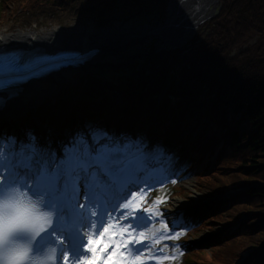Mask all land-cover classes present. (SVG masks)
<instances>
[{"label": "trees", "instance_id": "obj_1", "mask_svg": "<svg viewBox=\"0 0 264 264\" xmlns=\"http://www.w3.org/2000/svg\"><path fill=\"white\" fill-rule=\"evenodd\" d=\"M135 1L0 0V27L14 17L12 31L33 22L35 28L57 23L66 29L64 19L83 17L103 27L105 16L131 13ZM168 2L153 0V7L165 13ZM221 5L207 24L204 46L152 52L116 81L93 73L78 78L38 113L67 110L72 121L80 115L97 128L108 123L118 129L125 122L142 138L155 133L175 154L188 151L186 164L192 163L203 197L234 193L202 223L208 231L228 228L211 246L209 264H264V43L242 49L252 35L264 37V0ZM113 87L125 92L120 102Z\"/></svg>", "mask_w": 264, "mask_h": 264}, {"label": "snow or ice", "instance_id": "obj_2", "mask_svg": "<svg viewBox=\"0 0 264 264\" xmlns=\"http://www.w3.org/2000/svg\"><path fill=\"white\" fill-rule=\"evenodd\" d=\"M85 58L75 52L22 53L0 45V115L5 114L6 90L14 96L18 85L62 67L82 63ZM164 157V150L158 144H149L142 137L117 136L89 127L54 142L30 130L23 136L6 135L0 122V190L20 184L42 199L44 207L54 214L52 226L41 231L46 221L34 216L21 218L17 225H30L39 233L31 241L37 251L46 243L56 242L60 264L70 261L71 264H84V261L90 264H147L149 260L160 264L175 259L168 255H150L141 260L145 248L149 247L142 244L147 239L145 231L153 232L148 228L149 220L161 213L149 207L137 215L135 210L140 205L132 203L144 192L148 175L154 171L153 165ZM163 202L162 199L156 201L157 204ZM144 213H149V217ZM129 218L131 222L123 226L113 224V219L128 221ZM161 224L168 228L164 221ZM17 225H10L9 230L22 236L23 233L16 231ZM180 235L175 232L161 236L155 243L177 240ZM54 236L58 241L53 240Z\"/></svg>", "mask_w": 264, "mask_h": 264}, {"label": "rangeland", "instance_id": "obj_3", "mask_svg": "<svg viewBox=\"0 0 264 264\" xmlns=\"http://www.w3.org/2000/svg\"><path fill=\"white\" fill-rule=\"evenodd\" d=\"M136 6L133 9L131 13H126L124 10H114L112 13H109V15L105 16L108 17V23L103 26L99 27L95 24L94 19H90L87 17L83 18H75L73 20L64 19L65 24H68V27L66 30L63 27H60L59 24L55 23L48 28H35L37 22H33L32 28L20 30V29H14L12 31V28L18 26L16 23L14 24V18L9 19L8 23L4 24L3 27H0V37L1 36H15L17 34H28V33H35L39 36H46L49 33L57 32L64 35L69 34H75V32H83V31H99L100 29H114L122 26H143L145 24L149 25H161L164 23L166 15L164 12H162L160 9L157 8V6L153 7V0H138L135 1ZM222 0H218V7H217V15L206 22H204L200 27L201 29L198 30L197 34L192 38L188 44L185 45V47H190L192 45L196 46H204L206 42V35L208 33L207 24L214 18H216L222 9ZM42 21V17L40 16ZM50 21V20H49ZM42 22H45L42 21ZM144 43H139L138 45H133L130 47H127V49L123 50L119 55L116 53L117 57H114L113 54H106L105 57L107 60L98 61V63L88 66L86 68V72L91 71L93 74H100L107 78V80L110 81H116V79L119 78H126L129 75V69L137 64H141L145 58H147L152 52H160L164 50H157L155 49L158 47V41L154 39L153 37H150L148 39H145L144 41H141ZM262 43H264V37L261 35H252L251 38L247 41V43L243 46L244 49H257ZM183 47V48H185ZM182 48V49H183ZM242 48V49H243ZM176 49V48H172ZM241 50V49H240ZM238 49L235 50L234 53H237L240 51ZM256 50H254L255 52ZM233 53V54H234ZM254 55V53H252ZM134 60V63L132 66H129L125 70L120 71H114L112 69H108L103 67L104 63L110 64V65H122L126 64L128 62H131ZM129 72V73H128ZM78 71L70 70L67 72H63L61 77L57 79H53L54 82H56L54 85L48 87L45 89L44 95L38 97L36 100L30 101L26 103L24 107L23 112L34 106L35 104H43L44 101L49 100L53 94H57L61 88L68 84L73 83L76 84V80L78 79V76L81 74ZM81 77V76H80ZM62 114L54 115V122L53 121H45V125L43 128V133L46 136H50L51 134L59 135L62 134V127L65 130L66 127L64 124L65 116L67 115L66 112H61ZM61 130V132H60ZM50 138V137H48ZM154 137H151L147 142L149 144H153ZM172 151L173 149L167 150V153L165 156H167V159H165V162H163L162 167L154 168V171L150 172L148 176L152 174H157L158 176H161L164 179H167L165 184L163 186L158 185L153 188H150V190L143 194H138L136 198L132 200L133 204H139L140 207L138 210L143 211L145 208L152 207L154 211L160 212L161 215L158 216L157 223L150 227L149 229H152L155 233V228L163 227L161 224V221H164L165 223L171 225V228L173 226V229H171L170 234L168 235H174L175 232H180L182 228H184L187 223L181 222L182 215L186 216V214L183 213H191L193 211L197 210L205 204L204 197L198 192L199 185L197 183L196 177L198 176L195 173H190V168L185 166L182 167L181 161L179 162L176 160L169 158L167 155L169 151ZM175 157V156H174ZM172 181H176L175 183H172ZM153 185V184H151ZM169 186V187H168ZM163 187H167L165 196H169L170 199L167 200V206L164 208H161L160 204H157L156 196H159V192L163 189ZM180 188V189H178ZM160 190V191H159ZM168 195H167V194ZM142 196V198H140ZM164 196V198H165ZM174 201H180L182 203L187 204L184 208L176 209L173 207ZM264 209V207H263ZM123 211H129V209H123ZM192 214V213H191ZM200 220V219H199ZM198 221V220H197ZM195 221V222H197ZM180 222V223H179ZM194 222V223H195ZM171 223V224H170ZM178 223V224H177ZM198 223V222H197ZM194 225L193 227L189 228V231L187 233L181 232V235L179 237L180 242L183 245H187L186 252L184 251L181 255L175 256L174 260H171L170 264H193L194 261H197V264H209V254H210V246L213 245V239L215 236L220 234L225 228L224 226H217L214 230L208 231L207 228L202 227L201 228V222ZM198 225V226H197ZM175 228V229H174ZM170 229V227H169ZM153 232L145 231V236L147 237L146 240H149L153 237ZM144 240V241H146ZM206 251V252H205ZM154 250L153 248L147 247L144 250V255L141 258H146L148 256H153ZM195 263V262H194ZM196 264V263H195Z\"/></svg>", "mask_w": 264, "mask_h": 264}, {"label": "clouds", "instance_id": "obj_4", "mask_svg": "<svg viewBox=\"0 0 264 264\" xmlns=\"http://www.w3.org/2000/svg\"><path fill=\"white\" fill-rule=\"evenodd\" d=\"M53 215L44 207L42 199L33 196L20 184L0 190V264H60L61 255L56 242L46 243L37 251L31 241L39 233L30 225H17L21 218L34 216L46 221L41 225L43 231L52 226ZM10 225H17L16 231L23 235L11 232ZM58 239L53 237L54 241ZM84 264L90 262L84 261Z\"/></svg>", "mask_w": 264, "mask_h": 264}, {"label": "bare ground", "instance_id": "obj_5", "mask_svg": "<svg viewBox=\"0 0 264 264\" xmlns=\"http://www.w3.org/2000/svg\"><path fill=\"white\" fill-rule=\"evenodd\" d=\"M149 24H145L143 26H120L114 29H100L99 31H83V32H75V34L64 35L59 31H55L49 33L46 36H39L35 33L28 34H17L15 36H1L0 37V45L3 46H15L17 45H25L29 48H35L36 46H42L47 50L54 51L59 47H67L72 46L75 48H79L82 50H94L95 47L102 48L104 44L111 43L113 46L121 47L134 44L138 45V42L133 41L134 37H131L133 34H141L143 32L145 26ZM35 37V39H33ZM133 46V45H132ZM243 50H245L243 48ZM104 54L94 55L90 60L91 63H98V61L107 60ZM116 57V56H114ZM67 72V71H66ZM61 76L57 75V78ZM55 78V79H57ZM56 82L54 81H44L39 82L33 85H29L26 88H23L16 98H14L8 105L14 110H21L23 106L26 105L27 102L36 100L38 97L44 95L45 89L54 85ZM18 110V111H19ZM187 204L182 203L180 201H174L173 207L176 209L184 208ZM115 222H113L114 224ZM116 224V223H115ZM161 231H158L153 239L152 244H156L155 241L160 239ZM165 261L160 262V264H165Z\"/></svg>", "mask_w": 264, "mask_h": 264}, {"label": "water", "instance_id": "obj_6", "mask_svg": "<svg viewBox=\"0 0 264 264\" xmlns=\"http://www.w3.org/2000/svg\"><path fill=\"white\" fill-rule=\"evenodd\" d=\"M217 7L218 0H169L165 11L166 18L163 24L145 26L141 34H133L131 37H134L133 41H139V43H144L141 41L153 37L158 41V47L155 51L183 48L194 38L204 22L217 15ZM130 45L132 46V44H128L118 49L119 47L113 46L111 43H106L94 55L102 53L104 54L103 56L113 54L117 57L115 55L116 53L119 55L127 47H130ZM133 63L134 60L118 66L104 63L103 67L120 71L132 66ZM94 64L96 63L92 65ZM79 71L85 72V75L92 74L91 71L86 72L87 70L83 69H79Z\"/></svg>", "mask_w": 264, "mask_h": 264}]
</instances>
